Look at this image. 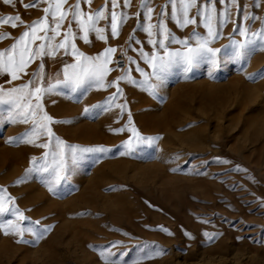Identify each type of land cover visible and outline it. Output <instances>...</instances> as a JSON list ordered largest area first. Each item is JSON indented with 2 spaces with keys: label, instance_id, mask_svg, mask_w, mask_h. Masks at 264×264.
<instances>
[{
  "label": "rangeland",
  "instance_id": "1",
  "mask_svg": "<svg viewBox=\"0 0 264 264\" xmlns=\"http://www.w3.org/2000/svg\"><path fill=\"white\" fill-rule=\"evenodd\" d=\"M140 2L131 0L127 8L116 9L128 15L118 38L110 37L108 22L101 20L97 26L106 29L108 43L97 40L94 33L88 44L79 37L75 41L88 56L109 46L116 48L113 61L122 56L125 68L138 82L144 78L136 71L137 65L151 72L139 50L153 51L141 27L149 21ZM30 3L0 0V17L18 15L22 20L15 28L0 25V34L9 36L0 41V51L43 17L47 5L26 9L24 5ZM104 4L105 0H92L90 7L81 4V8L94 12ZM239 4L242 11L231 9V21L211 45L222 49L214 70L201 64L185 74L181 67H174L152 95L139 85L121 81L123 97L110 108L107 101L115 88H93L80 95L61 86L58 92L62 94L45 96V112L64 121L50 125L55 138L67 145L106 149L86 154L69 181L55 186L54 193L44 186L47 173L29 171L33 158L39 162L46 150L23 142L7 143L31 124L0 123V195L14 200V207L31 226L50 229L38 240L26 232L20 243V236L0 230V264H103L107 251L114 254L113 259L119 257L120 264H264V52L255 51L246 61H236L227 47L243 39L234 28L247 25L252 32L260 30L264 0H256L258 6H253V0H239ZM163 5L165 0H150L152 24L157 23ZM217 8L222 10L223 5L218 3ZM170 10V6L165 9ZM245 12L256 19L245 21ZM166 24L178 38L188 37L195 28L189 25L181 30L170 20ZM67 26L66 19L61 33ZM195 30L206 34L203 27ZM179 47L170 45L172 50ZM45 60L49 76L63 69L61 60L74 63L63 50L54 60ZM39 63L36 60L27 68L28 75L21 74L11 83L6 82L8 76L0 78V86L10 89L26 83ZM108 67L113 71L107 80L121 75L113 63ZM119 104H126L127 110L121 113ZM85 108L90 109L87 114ZM129 112L141 136L159 139L151 145L133 139V150L125 155L122 145L132 134L115 130L125 128ZM47 140L42 136L36 143ZM6 220L15 221V217L0 215V223ZM159 249L163 252L157 255Z\"/></svg>",
  "mask_w": 264,
  "mask_h": 264
},
{
  "label": "snow or ice",
  "instance_id": "2",
  "mask_svg": "<svg viewBox=\"0 0 264 264\" xmlns=\"http://www.w3.org/2000/svg\"><path fill=\"white\" fill-rule=\"evenodd\" d=\"M3 2L11 4L13 0H3ZM130 2L131 0H123L121 4V0H105V4L99 9L94 12H85L82 10L81 4H87L90 7L92 0H76L74 4H69L68 0H32V3L25 4L24 7L27 9L38 7L40 3L46 4L47 6L43 8V17L27 25L26 30L15 39L9 48L0 51V78L10 77L6 81L7 83L20 79L21 74L28 75L27 68L36 60L40 61L26 83L10 89L0 86V123L31 124L28 131L18 138H10L7 143L23 142L46 150L39 162L33 158L31 161L33 169L29 171L47 173L44 186L50 193H54L55 186L69 181L72 172L86 154L104 153L106 149L67 145L63 140L55 138L50 125L64 123V121L54 120L45 112V96L62 94V90L58 92L61 86L74 93L79 92L80 95L93 88L97 90L115 88L116 91L107 101L110 108L118 97H123V92L119 87L121 81L133 86L139 85L149 95H152L163 83L166 74L174 67H181L185 74L192 72L201 64H208L210 69L214 70L217 67V56L222 49L213 48L211 45L221 37L222 29L231 21V9L235 7L238 12L242 11L239 0H165V5L161 6V11L158 14L157 23L152 24L154 9L150 6V0H141L140 8L143 10L144 19L149 21L146 27L142 25L141 27L147 34L148 44L152 45L153 51L149 54L140 49L139 56L148 65L151 72H144L137 65L136 71L144 78L138 82L132 78L128 69L124 68V65L117 60L115 63L122 69L121 75L115 80L109 81L107 77L113 69L108 65L113 63V55L117 49L109 46L96 55L88 56L77 48L75 41L79 37L85 44H88L90 34L94 33L97 40L108 43L109 37L105 35L106 29L97 26L101 20L108 22L110 37L118 38L119 30L127 22L128 15L123 11L117 12L116 9L127 8ZM218 3L223 5L222 10L217 8ZM109 4L111 5L110 10L107 8ZM169 6L170 12H166L165 9ZM253 6H258L256 0H253ZM193 9H195L194 15L191 14ZM140 14L137 13V16ZM66 19L68 26L61 33ZM243 19L250 21L255 20L256 17L245 12ZM166 20L174 22L181 30L189 25H193L195 28L188 37L178 38L169 30ZM17 21L22 23L21 17L18 15L0 17V25H10L15 28L18 26ZM261 24L262 27L256 32H252L247 25L233 29L243 39L241 41L233 40L227 46L232 49L231 58L236 61H246L253 52H264V19L261 20ZM73 25H75V29ZM200 27L206 30V34L195 30ZM81 33L83 35H80ZM61 36L62 38L57 40V37ZM8 38L7 34H0V41ZM132 39L133 37L130 36L129 40ZM36 41H39V44H36ZM137 43L139 42L137 41ZM172 44H177L180 47L172 50L170 48ZM60 50H63L64 56L70 55L74 63H64L61 60V63L64 64L63 69L55 76H49L46 73L45 58L54 60ZM122 55H126V53H122ZM128 60L135 63L130 57ZM249 79L253 78L249 77ZM150 81H155V83H150ZM5 105L8 106L6 110L3 107ZM94 107L98 108L99 106ZM118 107L121 113L127 110L126 104H119ZM89 111L88 108L84 109L85 114ZM125 130L132 134V137L122 145L126 149L122 153L125 155L132 152L133 139L137 143H148L149 145L159 139V137L141 136L132 125L130 112L125 128L115 131ZM42 136H47V142L37 144L36 141ZM53 140L55 147L51 148ZM2 191L0 190V192ZM6 204H12L13 207L9 209L5 206ZM14 204L15 201L10 197L0 195V215L9 214L15 217V221L6 220L4 223H0V230H3L5 235L20 236L21 239L17 240V243L22 242L26 232L31 233L37 240L43 238L44 233L50 229L45 228L41 231L31 226L32 222L25 217L23 212L14 207ZM25 223L29 226H24ZM36 224H39V221ZM160 230L171 235L167 229ZM113 247H119V245H113ZM162 252L163 250L159 249L157 255ZM113 255L111 251H107L102 257L103 264H120V258L113 259Z\"/></svg>",
  "mask_w": 264,
  "mask_h": 264
},
{
  "label": "built area",
  "instance_id": "3",
  "mask_svg": "<svg viewBox=\"0 0 264 264\" xmlns=\"http://www.w3.org/2000/svg\"><path fill=\"white\" fill-rule=\"evenodd\" d=\"M117 60H119L124 65V68H125L124 59L120 55H118V56L115 57V59L113 61V68H114L115 71H122L121 68H119V67L116 66L115 61H117Z\"/></svg>",
  "mask_w": 264,
  "mask_h": 264
}]
</instances>
